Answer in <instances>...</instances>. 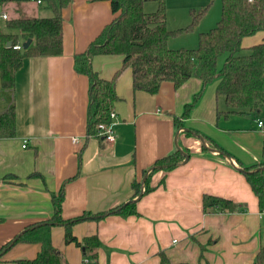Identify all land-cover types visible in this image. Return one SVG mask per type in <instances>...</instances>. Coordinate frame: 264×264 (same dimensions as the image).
<instances>
[{
    "label": "crops",
    "instance_id": "obj_1",
    "mask_svg": "<svg viewBox=\"0 0 264 264\" xmlns=\"http://www.w3.org/2000/svg\"><path fill=\"white\" fill-rule=\"evenodd\" d=\"M29 1L0 0V7L5 5L0 12L9 18L53 16L44 0ZM62 17L63 55L25 58L15 88L0 89V114L11 106L16 110V135L0 139V250L28 227L49 221L53 197L62 189L64 220L90 216L72 232L80 242L98 236L97 264H254L264 245V212L242 168L264 164L262 119L223 116L227 107L216 95L218 82L204 87L191 78L179 89L165 82L155 95L135 92L132 70L126 68L116 78L115 144L88 139L89 79L75 71L74 56L85 52L115 15L111 0H70ZM122 66V56L92 60L104 80H112ZM177 144L189 160L153 173V191L137 199L134 183L145 186L154 164L176 153ZM205 195L231 200L244 211L205 212ZM130 201L138 215H105ZM52 241L61 264H88L82 248L65 243L64 227H52ZM40 251V244L17 243L0 264L34 259Z\"/></svg>",
    "mask_w": 264,
    "mask_h": 264
},
{
    "label": "trees",
    "instance_id": "obj_2",
    "mask_svg": "<svg viewBox=\"0 0 264 264\" xmlns=\"http://www.w3.org/2000/svg\"><path fill=\"white\" fill-rule=\"evenodd\" d=\"M44 1L52 10V17L21 16L0 20V89L15 88L16 74L25 58L63 55L62 11L69 5L70 0ZM148 1L151 0H111L115 15L113 22L102 30L85 52L74 56L75 71L89 79L87 138L97 137L101 125L112 123L111 113L118 100L116 78L126 68L132 70L134 91L151 95L157 94L165 82L174 84L176 89L191 78L200 79L204 87L218 82L216 95L224 98L227 107L223 116H253L264 121V0H221V19L215 28L199 34V44L195 49H172L169 45L170 38L193 30L208 8L201 11L192 9L191 25L186 29L170 31L167 27V1L153 0L157 3V10L146 13L144 6ZM258 34H263L261 41L246 47L245 40ZM28 40H32L28 49L14 48ZM8 43H12V46L8 47ZM99 55L123 57V66L112 80H104L94 71L92 60ZM223 57L225 61L219 67V61ZM200 96L201 94L197 95L193 103L186 106L182 119L189 117ZM175 122L178 129L182 128L180 119H175ZM15 135L16 110L11 106L0 114V139L13 138ZM213 146L223 151L222 148ZM184 159L185 156L177 150L176 153L158 160L147 177L143 197L153 191V173L172 170ZM261 168H264V164L242 170L258 198L260 210L264 212V169ZM133 187L138 197L141 183H134ZM62 202L61 189L58 196L53 197L52 218L28 227L24 233L5 245L0 250V259L13 245L31 243L40 244L41 251L36 258L18 260L17 264H61L63 257L52 241V227L57 224L65 228V243L84 249L86 262L97 264L100 247L98 236L94 235L80 242L72 232L76 223L90 219L89 214L66 221L62 217ZM203 207L205 212L244 211L241 205L231 200L210 195L204 196ZM111 213L124 217L138 215L136 202L130 201L105 215ZM254 264H264V245Z\"/></svg>",
    "mask_w": 264,
    "mask_h": 264
},
{
    "label": "rangeland",
    "instance_id": "obj_3",
    "mask_svg": "<svg viewBox=\"0 0 264 264\" xmlns=\"http://www.w3.org/2000/svg\"><path fill=\"white\" fill-rule=\"evenodd\" d=\"M36 0H30L26 4L36 3ZM167 1V27L170 31L186 29L191 25L193 17L191 10L201 11L208 8L205 15L199 20L197 26L191 31L179 33L170 38L172 49H195L199 44V34L206 33L215 28L222 16L221 0H166ZM18 4V3H17ZM23 1L19 3L22 6ZM0 8H5V5ZM39 8L42 9L40 5ZM157 10V3L153 0L146 2L145 12L152 13ZM151 11V12H150ZM23 17H28L23 13ZM262 38L260 35L247 38V42H258ZM247 54V53H246ZM225 57L219 61V67H222Z\"/></svg>",
    "mask_w": 264,
    "mask_h": 264
},
{
    "label": "built area",
    "instance_id": "obj_4",
    "mask_svg": "<svg viewBox=\"0 0 264 264\" xmlns=\"http://www.w3.org/2000/svg\"><path fill=\"white\" fill-rule=\"evenodd\" d=\"M38 2L41 3L42 0H39ZM8 19H9V16L7 13L0 12V20L6 21ZM14 48L17 50H21L23 47L22 45H17ZM111 119H112V123L110 125H101L99 127V132L97 136L104 138V140H106L109 143L115 144L116 138H115L114 131H113V124H114V120L116 119V114L114 111L111 113ZM258 126L259 128H264V121L259 120Z\"/></svg>",
    "mask_w": 264,
    "mask_h": 264
},
{
    "label": "water",
    "instance_id": "obj_5",
    "mask_svg": "<svg viewBox=\"0 0 264 264\" xmlns=\"http://www.w3.org/2000/svg\"><path fill=\"white\" fill-rule=\"evenodd\" d=\"M31 43H32V40H28L27 42H25L24 44H23V49L24 50H26V49H28L29 48V46L31 45ZM8 47H11L12 46V43H8V45H7ZM200 139H201V141H202V143H204L205 144V141H204V138L203 137H201V136H198ZM205 146H206V144H205ZM207 147V146H206ZM177 149L185 156V162L186 161H188L189 160V155L188 154H186L180 147H179V145L177 144ZM211 151H215V150H213V149H211ZM223 154V153H222ZM224 155V154H223ZM261 169H264V168H261ZM154 170V168H152L151 170H150V172L151 171H153ZM243 171V170H242ZM147 177H148V175H146L145 176V178H144V181H143V184L146 182V179H147ZM143 191H144V186H142V188H141V193H140V195L138 196V198L137 199H140V198H142V196H143ZM57 225V224H56ZM26 231V230H25ZM24 231V232H25ZM23 232V233H24ZM84 250V249H83ZM3 255V254H2Z\"/></svg>",
    "mask_w": 264,
    "mask_h": 264
}]
</instances>
